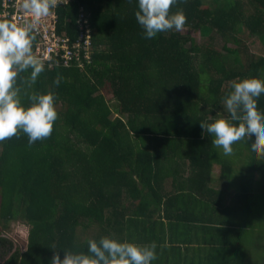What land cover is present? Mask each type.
<instances>
[{
    "label": "trees",
    "instance_id": "trees-1",
    "mask_svg": "<svg viewBox=\"0 0 264 264\" xmlns=\"http://www.w3.org/2000/svg\"><path fill=\"white\" fill-rule=\"evenodd\" d=\"M79 6L89 13L91 62L45 64L31 86V69L17 77L22 103L50 91L58 118L52 134L31 146L23 133L0 142V224L28 226L24 250L0 234V264H50L54 253L86 251L89 239L113 237V229L140 245L170 241L173 251L174 213L184 227L208 233L222 264H247L232 235L250 227L254 195L264 199V157L250 155L252 142L243 143L239 167L243 201L224 206L218 193L213 207L175 200L205 194L214 162L231 173L200 123L217 112L227 118L222 100L232 82L264 87V53L252 51V38L264 46V0H183L171 11L184 12V30L153 39L135 19L136 0H74L56 11L60 33L75 38ZM256 109L264 118V101ZM167 181L180 187L161 191ZM236 213L248 222L230 224Z\"/></svg>",
    "mask_w": 264,
    "mask_h": 264
},
{
    "label": "clouds",
    "instance_id": "clouds-1",
    "mask_svg": "<svg viewBox=\"0 0 264 264\" xmlns=\"http://www.w3.org/2000/svg\"><path fill=\"white\" fill-rule=\"evenodd\" d=\"M183 0H136L135 19L143 29L146 39L158 34L184 30L187 17L182 10L171 8ZM20 6L30 14L32 24L25 27L7 20H0V142L19 133L28 137L31 146L48 138L58 118L52 92L33 93L25 106L20 99L17 77L31 69L29 86L35 84L45 64L33 51V29L42 18L48 17L57 0H21ZM59 78L53 81L58 86ZM264 101V87L247 81L232 82L231 91L222 100L223 112L215 114L211 123H200L211 134L212 143L224 154L231 155L234 148L245 141L252 142L250 155L264 157V118L257 115L256 105ZM56 249V248H52ZM63 249V248H61ZM56 252L50 264H152L157 259L156 244L139 245L110 236L89 239L86 251Z\"/></svg>",
    "mask_w": 264,
    "mask_h": 264
},
{
    "label": "crops",
    "instance_id": "crops-1",
    "mask_svg": "<svg viewBox=\"0 0 264 264\" xmlns=\"http://www.w3.org/2000/svg\"><path fill=\"white\" fill-rule=\"evenodd\" d=\"M221 163L214 162L212 171H211V181L208 182L206 186L203 187V192L205 194H196V192L188 193L186 195H182L181 197H176V200L179 204L182 205L183 202H194L196 205L199 206H214L217 200V193L220 194L219 198L220 202L224 203V206H232L237 201L242 200L241 196L245 193L239 194L242 190V187L240 185V181H242V174L237 176L233 175L231 177V173L221 169ZM239 169V168H238ZM241 172V170L239 169ZM184 177L188 175V172L184 173ZM225 175L226 177L222 179L221 177ZM245 180V178H243ZM176 187H180L178 183H172L171 181H167L165 185L163 186V189L161 188V191L169 190L172 191ZM173 188V189H172ZM218 192H215L217 191ZM255 190H259L255 188ZM163 195V194H161ZM240 196V198H239ZM167 198V196H163V200ZM164 205L161 206V211L158 214L163 215V208ZM240 207V206H239ZM210 212V211H209ZM229 218L230 224H235L236 222H241L244 220H247L246 217L239 216V213L233 214L232 218ZM162 218V217H161ZM120 221V219H118ZM171 220H167L168 224ZM170 232L167 229V233H170V236L176 240V246L177 249L173 251H168L167 248H169L170 241L168 242V246L166 244H159V246H156V255L157 259L152 262V264H222L221 261H218L217 254L214 253V249L216 246L214 244H211L210 236L205 233H203L200 230V226L194 227L193 224L189 225L187 227H184V225L181 223L180 218H177L176 214H173V220L172 224L170 225ZM245 227V229H247ZM146 232H149L146 231ZM242 231H239L238 236L232 235V237H235L234 240L240 246V233ZM136 236L139 235V233L135 234ZM112 236L116 239H122L123 241L126 240V237L128 240L132 241L131 235L127 233H120L118 230L113 229L112 230ZM139 239V238H136ZM143 237L139 240H142ZM207 239V242L206 240ZM140 245V244H139ZM167 247V248H166ZM241 247V246H240ZM245 261L247 263L246 257Z\"/></svg>",
    "mask_w": 264,
    "mask_h": 264
},
{
    "label": "built area",
    "instance_id": "built-area-1",
    "mask_svg": "<svg viewBox=\"0 0 264 264\" xmlns=\"http://www.w3.org/2000/svg\"><path fill=\"white\" fill-rule=\"evenodd\" d=\"M74 0H57V6L53 8L48 17L42 18L33 29L36 41L33 51L44 64L52 67L54 65L67 66L76 62L84 66L91 62L92 28L90 27L89 13L83 6H79L74 21L77 34L71 38L65 32L58 31L57 9L66 6ZM21 0H0V18L22 26L32 24L30 14L26 13L20 6Z\"/></svg>",
    "mask_w": 264,
    "mask_h": 264
},
{
    "label": "rangeland",
    "instance_id": "rangeland-1",
    "mask_svg": "<svg viewBox=\"0 0 264 264\" xmlns=\"http://www.w3.org/2000/svg\"><path fill=\"white\" fill-rule=\"evenodd\" d=\"M194 37L197 42H203L205 38H202L198 33H194ZM255 42L253 43L254 52H258L260 48V53H264V46L258 42V40L252 38ZM216 45L220 46V42H215ZM263 49V51H262ZM107 97L110 98V93H106ZM219 150V157L221 159L228 160L232 164L231 177L233 175H240L239 167L245 162L247 158L246 148L242 145L233 149L232 154H224L222 149ZM240 164V165H239ZM254 212L252 214V222L249 228L243 230L240 237V246L245 252V257L247 264H264V199L261 192L254 195ZM0 234H4L12 238L16 246L20 250H24L27 241L28 226L22 223L18 219L10 220L7 226H2L0 224Z\"/></svg>",
    "mask_w": 264,
    "mask_h": 264
}]
</instances>
